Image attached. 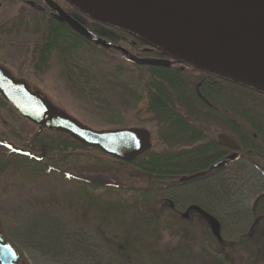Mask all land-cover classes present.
<instances>
[{
  "label": "rangeland",
  "instance_id": "obj_1",
  "mask_svg": "<svg viewBox=\"0 0 264 264\" xmlns=\"http://www.w3.org/2000/svg\"><path fill=\"white\" fill-rule=\"evenodd\" d=\"M1 38L0 60L9 57L17 63L11 40ZM71 38L65 40L68 45L75 44L73 50L64 53V59L56 57L45 73L27 75L28 86L39 91L52 108L92 130L150 131L143 122L149 114H138L145 105L143 84L125 60L148 58L134 55L137 49H131L125 40L119 45L128 53L132 51V55L110 58L93 47L92 42L83 44L78 37ZM27 39L21 38L22 44ZM22 61L19 62L21 71L29 66ZM9 71L15 74V69ZM108 115L113 116V123L104 119ZM139 120L140 124L135 126ZM28 127L32 131L36 129L31 122ZM102 158L109 159L108 155ZM101 168L92 165L76 172L63 167H45L37 172L23 156H16L8 147L0 145V234L19 253L17 264H154L157 251L170 247L178 237L186 238L191 249L190 264H209L212 255L224 264H247L243 258L235 257L229 246L238 243L251 228L253 203L264 195V161L239 156L204 182L151 190L149 200L165 215L171 212L177 216L172 222L169 220L171 223L178 220V223L193 224L194 230L190 237L184 231L169 235L162 223L164 229H160L156 240L139 243L134 247L136 251L124 246L121 229L100 218L93 205L80 204L76 191L84 179L100 180L107 184L101 193L103 200H131L132 194L122 193L120 187L142 188L146 180L131 168L111 170L101 178L96 177ZM197 205L211 212L212 217ZM153 211L158 212L157 208ZM183 212L187 214L182 216ZM203 228L208 231V239L202 245L211 255L199 250L201 245L195 234Z\"/></svg>",
  "mask_w": 264,
  "mask_h": 264
},
{
  "label": "trees",
  "instance_id": "obj_2",
  "mask_svg": "<svg viewBox=\"0 0 264 264\" xmlns=\"http://www.w3.org/2000/svg\"><path fill=\"white\" fill-rule=\"evenodd\" d=\"M64 6L69 12H76L65 3ZM84 25L106 43L103 46L92 42L93 47H97L110 58L123 54L118 48L122 47L119 42L123 41L125 33L90 20L84 21ZM66 29L68 37L71 38V30ZM79 39L83 44L90 43L86 37ZM141 45L138 42V46ZM74 46V43L68 45L64 38V53L73 50ZM136 55L148 59L154 55L162 56L160 53L153 55L143 51ZM125 60L133 66L136 77L143 84L145 105L138 110V114H149L143 122L150 129L148 133L151 147L139 154L134 161L125 162L110 156L108 160H104L102 155L106 154L99 149L88 147L60 131L37 127L32 131L28 127L29 121L19 115L1 95L0 145L8 147L16 156H23L37 172L45 167H63L77 172L81 167L97 165L102 168L95 176L101 178L111 170H134L146 180V186H121L122 193L132 194L131 200H103L101 193L105 191L107 184L100 180L84 179L76 195L80 204L93 205L100 218L120 228L126 244L124 246L136 251L134 247L139 243L156 240L160 229H164L162 223L169 235L184 231L190 237L194 230L193 224L181 221L178 223V220L171 223L177 216L171 212L165 215L148 197L151 190L204 182L224 169V165L211 168L230 150L220 144L218 135H225L237 143L241 156L264 161V95L181 67L167 58L159 64ZM112 117L108 115L104 119L113 123ZM136 124L138 126L140 120ZM234 160L237 159L232 161ZM154 208L158 212L153 211ZM197 208L212 217L211 212L200 206ZM252 211L254 217L249 232L229 248L235 257L243 258L247 264H264V195L255 199ZM184 214L187 212H183L182 216ZM259 228L263 231L258 230ZM200 230L198 235L195 234L200 241L199 250L202 254L209 255L202 245L208 239V231L205 228ZM184 239L186 238L178 237L170 247L158 250L154 264H190L193 254ZM209 257V264L225 263L217 256Z\"/></svg>",
  "mask_w": 264,
  "mask_h": 264
},
{
  "label": "water",
  "instance_id": "obj_3",
  "mask_svg": "<svg viewBox=\"0 0 264 264\" xmlns=\"http://www.w3.org/2000/svg\"><path fill=\"white\" fill-rule=\"evenodd\" d=\"M92 22L119 30L165 58L197 72L264 95V47L223 29L217 13L229 4L264 10V0H63ZM56 6L55 4H53ZM75 28L80 26L64 14ZM105 46L100 38L89 37ZM125 55L128 52L118 48ZM140 63L164 61L137 59ZM197 91V87L195 88ZM0 95L37 128L68 134L88 147L125 162H132L151 147L149 133L140 128L92 130L52 108L22 80L13 79L0 66ZM201 99H204L201 97ZM221 145L238 146L225 136ZM231 153L214 163L217 168L235 158ZM19 253L0 234V264H17Z\"/></svg>",
  "mask_w": 264,
  "mask_h": 264
},
{
  "label": "flooded vegetation",
  "instance_id": "obj_4",
  "mask_svg": "<svg viewBox=\"0 0 264 264\" xmlns=\"http://www.w3.org/2000/svg\"><path fill=\"white\" fill-rule=\"evenodd\" d=\"M9 9H14L15 12L10 13ZM64 14H69L80 28L73 27L64 18ZM86 20L89 19L77 12H69L67 7L64 6L63 0H0V38L3 37L11 40L9 41L10 45L15 48L14 52L18 58L17 63H14L9 57H2L0 66L6 69L13 79L22 80L28 86L26 82L27 75L39 76L51 69L56 57L60 56L64 59V38L66 39L68 37V30L66 28L71 30V37L73 35L78 38H99L84 25V21ZM25 37L28 38V42L22 44L21 38ZM1 39L0 41H2ZM123 40L131 45V49H137L138 51L135 53L129 51V55H132V53L134 55L139 54V51H143V53H153V55L154 53H158L147 48L144 44L127 34H125ZM88 42L93 41L90 40ZM138 42L142 44L140 47L138 46ZM1 47L2 44L0 42V48ZM120 48L123 49V47ZM150 59L165 60V57L154 55L151 56ZM20 60H23L22 62L29 65L28 68L24 67L23 71H21ZM29 68H31V72H29ZM9 69H15V74L12 75ZM28 88L32 90L29 86ZM235 144L238 146V149H230L229 153L226 155L228 156L231 153H235L236 156L233 159H237L241 156L239 154L240 146L237 143ZM227 163H225L224 166H226Z\"/></svg>",
  "mask_w": 264,
  "mask_h": 264
},
{
  "label": "bare ground",
  "instance_id": "obj_5",
  "mask_svg": "<svg viewBox=\"0 0 264 264\" xmlns=\"http://www.w3.org/2000/svg\"><path fill=\"white\" fill-rule=\"evenodd\" d=\"M215 19L226 31L264 47V10L229 4Z\"/></svg>",
  "mask_w": 264,
  "mask_h": 264
}]
</instances>
